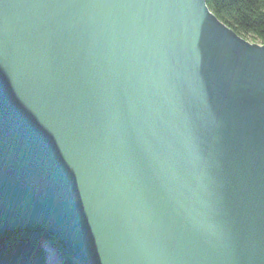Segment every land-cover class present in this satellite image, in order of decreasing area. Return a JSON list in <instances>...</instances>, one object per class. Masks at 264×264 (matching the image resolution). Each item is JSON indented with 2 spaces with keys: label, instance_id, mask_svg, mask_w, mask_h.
<instances>
[{
  "label": "water",
  "instance_id": "water-1",
  "mask_svg": "<svg viewBox=\"0 0 264 264\" xmlns=\"http://www.w3.org/2000/svg\"><path fill=\"white\" fill-rule=\"evenodd\" d=\"M81 264H264V44L207 0H0V236Z\"/></svg>",
  "mask_w": 264,
  "mask_h": 264
},
{
  "label": "trees",
  "instance_id": "trees-1",
  "mask_svg": "<svg viewBox=\"0 0 264 264\" xmlns=\"http://www.w3.org/2000/svg\"><path fill=\"white\" fill-rule=\"evenodd\" d=\"M215 16L250 42L264 44V0H207ZM49 239L61 264H81L66 253L64 244L41 226L12 230L0 236V264H46L43 241Z\"/></svg>",
  "mask_w": 264,
  "mask_h": 264
},
{
  "label": "rangeland",
  "instance_id": "rangeland-1",
  "mask_svg": "<svg viewBox=\"0 0 264 264\" xmlns=\"http://www.w3.org/2000/svg\"><path fill=\"white\" fill-rule=\"evenodd\" d=\"M256 43L261 44L260 42ZM43 246L47 256L46 264H61L60 252L49 239L43 241Z\"/></svg>",
  "mask_w": 264,
  "mask_h": 264
},
{
  "label": "bare ground",
  "instance_id": "bare-ground-1",
  "mask_svg": "<svg viewBox=\"0 0 264 264\" xmlns=\"http://www.w3.org/2000/svg\"><path fill=\"white\" fill-rule=\"evenodd\" d=\"M12 231V230H11Z\"/></svg>",
  "mask_w": 264,
  "mask_h": 264
}]
</instances>
